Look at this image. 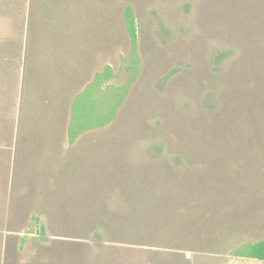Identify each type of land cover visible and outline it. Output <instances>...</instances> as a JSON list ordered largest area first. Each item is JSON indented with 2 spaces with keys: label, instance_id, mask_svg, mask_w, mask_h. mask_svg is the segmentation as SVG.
Returning a JSON list of instances; mask_svg holds the SVG:
<instances>
[{
  "label": "rangeland",
  "instance_id": "1",
  "mask_svg": "<svg viewBox=\"0 0 264 264\" xmlns=\"http://www.w3.org/2000/svg\"><path fill=\"white\" fill-rule=\"evenodd\" d=\"M261 240L264 0H0V264H264L233 255Z\"/></svg>",
  "mask_w": 264,
  "mask_h": 264
},
{
  "label": "trees",
  "instance_id": "2",
  "mask_svg": "<svg viewBox=\"0 0 264 264\" xmlns=\"http://www.w3.org/2000/svg\"><path fill=\"white\" fill-rule=\"evenodd\" d=\"M125 27L131 40L132 51L136 48V26L133 23V18L130 8H127L124 15ZM78 132V126L76 123H72L69 129V137L73 139ZM235 257L245 258V259H255L259 261H264V240L246 244L243 247L237 249L234 254Z\"/></svg>",
  "mask_w": 264,
  "mask_h": 264
}]
</instances>
